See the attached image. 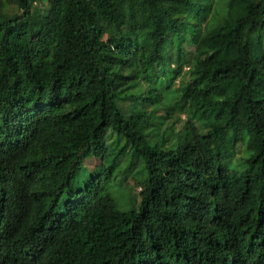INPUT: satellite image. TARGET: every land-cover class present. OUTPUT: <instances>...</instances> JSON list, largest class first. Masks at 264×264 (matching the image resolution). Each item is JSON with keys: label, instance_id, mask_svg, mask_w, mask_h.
<instances>
[{"label": "trees", "instance_id": "obj_1", "mask_svg": "<svg viewBox=\"0 0 264 264\" xmlns=\"http://www.w3.org/2000/svg\"><path fill=\"white\" fill-rule=\"evenodd\" d=\"M0 264H264V0H0Z\"/></svg>", "mask_w": 264, "mask_h": 264}, {"label": "rangeland", "instance_id": "obj_2", "mask_svg": "<svg viewBox=\"0 0 264 264\" xmlns=\"http://www.w3.org/2000/svg\"><path fill=\"white\" fill-rule=\"evenodd\" d=\"M256 29V28H255ZM108 33H104L102 37V41H105L107 39ZM196 58L194 56L193 61H195ZM189 66L186 64L184 67V73L183 78L187 77V74L189 73ZM180 80V77L178 81ZM177 81V82H178ZM186 119V115L182 114V120ZM118 135L111 131L108 127L103 128L97 135L95 144L96 154L93 155V157H90V159L87 161V165L92 168L95 167L98 162H101L103 160H106L108 158V146L117 150L119 146H121L122 141H119ZM121 140V139H120ZM214 146L212 143H208L207 145V155L210 158L214 157ZM235 160H238V155L236 156ZM121 165L117 167V169L114 171V174L118 172L117 175H119L118 179L115 180V191L114 194L118 201L120 203L125 202L132 196V200H136L138 197V190L141 188L140 183L142 184V180L144 177V170L141 165V162L136 160L135 167L133 166V163L131 164L130 160L126 158V156H123V159L121 160ZM134 167V168H133ZM129 168V169H126ZM85 171V168L82 169ZM123 172H126L123 175V178H121V174ZM82 178V176H81ZM81 178L79 181L75 180V185L78 187L81 182ZM87 178V176H86ZM85 184V180L83 182V185Z\"/></svg>", "mask_w": 264, "mask_h": 264}]
</instances>
